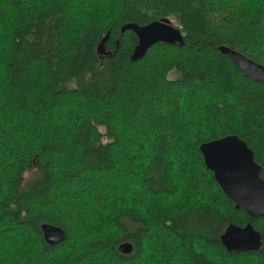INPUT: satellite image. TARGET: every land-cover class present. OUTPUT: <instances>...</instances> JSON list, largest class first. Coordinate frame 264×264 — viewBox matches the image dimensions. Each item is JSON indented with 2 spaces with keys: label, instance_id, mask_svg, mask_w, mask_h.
I'll use <instances>...</instances> for the list:
<instances>
[{
  "label": "trees",
  "instance_id": "16d2710c",
  "mask_svg": "<svg viewBox=\"0 0 264 264\" xmlns=\"http://www.w3.org/2000/svg\"><path fill=\"white\" fill-rule=\"evenodd\" d=\"M160 19L183 43L131 61L122 26ZM220 46L264 66V0H0V264H264L198 150L236 136L264 179V85Z\"/></svg>",
  "mask_w": 264,
  "mask_h": 264
},
{
  "label": "water",
  "instance_id": "95a60500",
  "mask_svg": "<svg viewBox=\"0 0 264 264\" xmlns=\"http://www.w3.org/2000/svg\"><path fill=\"white\" fill-rule=\"evenodd\" d=\"M132 31L137 44L130 56L131 61L143 58L147 50L157 43L182 44L180 29L169 19H160L145 26L126 24L121 32ZM108 35L101 41L104 45ZM218 50L227 55L247 79L264 85V66L257 64L233 48L220 46ZM101 54L104 51L101 50ZM198 150L207 170L223 194L233 202L236 210H244L251 218L264 217V179L260 177L261 167L254 161V155L246 143L236 136H226L199 145ZM43 239L48 245H56L64 240L65 234L56 226L43 224L40 227ZM220 241L230 254L249 252L257 249L259 235L250 225L244 228L228 226ZM133 248L128 243L118 247L121 254L128 255Z\"/></svg>",
  "mask_w": 264,
  "mask_h": 264
},
{
  "label": "rangeland",
  "instance_id": "374dc122",
  "mask_svg": "<svg viewBox=\"0 0 264 264\" xmlns=\"http://www.w3.org/2000/svg\"><path fill=\"white\" fill-rule=\"evenodd\" d=\"M84 204H82V205H85L86 206V208H88L90 205H87V203L86 202H83ZM90 211H91V213L92 214H95V215H92V217L94 218V219H96L97 217H96V215H97V213H96V211H94L92 208L90 209ZM98 219H96V223H98ZM9 251V250H8ZM10 252V251H9Z\"/></svg>",
  "mask_w": 264,
  "mask_h": 264
}]
</instances>
